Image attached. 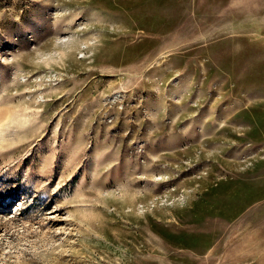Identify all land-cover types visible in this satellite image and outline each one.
<instances>
[{
    "label": "rangeland",
    "instance_id": "374dc122",
    "mask_svg": "<svg viewBox=\"0 0 264 264\" xmlns=\"http://www.w3.org/2000/svg\"><path fill=\"white\" fill-rule=\"evenodd\" d=\"M155 4L0 0V264H264V90Z\"/></svg>",
    "mask_w": 264,
    "mask_h": 264
},
{
    "label": "crops",
    "instance_id": "0c3cea01",
    "mask_svg": "<svg viewBox=\"0 0 264 264\" xmlns=\"http://www.w3.org/2000/svg\"><path fill=\"white\" fill-rule=\"evenodd\" d=\"M153 17L154 33L174 34L177 42L171 46L193 47L194 41L201 40V48L208 52L217 45L219 63L232 67L235 80L253 96L264 90V82H258L264 79L259 72V67L264 66V0H156ZM118 22L121 26H126L122 25L125 22L133 25L130 18L122 16ZM248 176V185L243 183L247 185L246 191L241 190L242 185L233 184L235 189L226 190L217 202L236 206L237 201H244L250 194L261 199L257 206L261 209L264 206V169H251ZM223 187L219 186L218 190Z\"/></svg>",
    "mask_w": 264,
    "mask_h": 264
},
{
    "label": "built area",
    "instance_id": "2783aa9c",
    "mask_svg": "<svg viewBox=\"0 0 264 264\" xmlns=\"http://www.w3.org/2000/svg\"><path fill=\"white\" fill-rule=\"evenodd\" d=\"M111 121V119L109 118V119H107V122H110ZM155 194H162V193H160V192H157V193H154V194H152V195H155Z\"/></svg>",
    "mask_w": 264,
    "mask_h": 264
}]
</instances>
